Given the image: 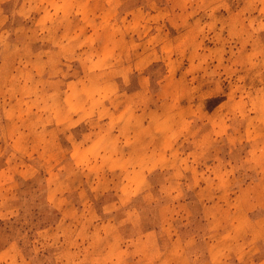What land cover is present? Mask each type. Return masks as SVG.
<instances>
[{
	"label": "rangeland",
	"instance_id": "obj_1",
	"mask_svg": "<svg viewBox=\"0 0 264 264\" xmlns=\"http://www.w3.org/2000/svg\"><path fill=\"white\" fill-rule=\"evenodd\" d=\"M0 264H264V0H0Z\"/></svg>",
	"mask_w": 264,
	"mask_h": 264
}]
</instances>
